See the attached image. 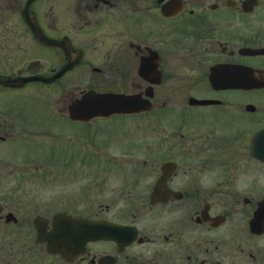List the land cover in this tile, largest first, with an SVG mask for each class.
<instances>
[{
    "label": "flooded vegetation",
    "instance_id": "obj_1",
    "mask_svg": "<svg viewBox=\"0 0 264 264\" xmlns=\"http://www.w3.org/2000/svg\"><path fill=\"white\" fill-rule=\"evenodd\" d=\"M4 177L0 264H264V0H0Z\"/></svg>",
    "mask_w": 264,
    "mask_h": 264
},
{
    "label": "rangeland",
    "instance_id": "obj_2",
    "mask_svg": "<svg viewBox=\"0 0 264 264\" xmlns=\"http://www.w3.org/2000/svg\"><path fill=\"white\" fill-rule=\"evenodd\" d=\"M40 138L47 140V138H44V137H39L38 139ZM39 154L40 153H37L36 160L42 158ZM44 154H52L55 156H61L62 155L61 145L57 144L53 148L52 151H48V149H46L44 151ZM11 169H13L12 165H11ZM20 183L23 184L24 181H20L16 177H13L12 179L11 178L8 179L4 177L0 180V204L8 205L12 202H14L15 204H18L20 202V196L17 195L19 194V192L17 191V188H16V185L18 186ZM32 183L33 185L36 186V189H37L36 194L31 195L29 191L30 189L29 183H27V187L25 189L26 191L22 193L21 204H42V205L49 204L48 196L51 195V191H52L50 182L46 180V178H42V179L37 178V179H34Z\"/></svg>",
    "mask_w": 264,
    "mask_h": 264
}]
</instances>
